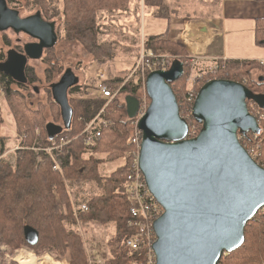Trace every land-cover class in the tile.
<instances>
[{"label": "trees", "instance_id": "1", "mask_svg": "<svg viewBox=\"0 0 264 264\" xmlns=\"http://www.w3.org/2000/svg\"><path fill=\"white\" fill-rule=\"evenodd\" d=\"M6 1L9 7L17 10L16 6L12 7L11 2L19 4V0ZM55 1L24 0V5L25 7L29 6V10L36 9L35 12H40L45 20L55 21V23L57 20L59 23L57 24L58 32L61 31L60 39H63L66 43L76 42L80 44L84 52L90 55L93 61L101 64L112 59L116 52L115 48L111 43L99 40V13L109 10L124 11L129 7L131 0ZM143 5L151 8L153 16L158 18L170 19L172 16H176L174 8H170L165 0H143ZM164 35L166 33L146 36L142 43L143 49L152 52L154 55H157L156 52H170V50L160 49L161 44L165 42L171 45L178 44L165 39ZM254 39L258 46L264 47V17L255 19ZM18 51H21V49H18ZM46 52L50 56L53 53L51 49L46 50ZM173 53L176 52L173 51ZM5 59L6 54L4 55L0 51V62L5 61ZM175 59L182 62L183 71L186 73L188 60L182 57H176ZM52 65V69L46 70V80L50 84L62 71L61 67L55 66V64ZM214 65L215 73L222 76L221 78L220 76L216 77L217 79L242 83L253 94L264 95V76L257 81L243 78L249 75L251 67L260 66L258 61L217 59ZM222 65H224V68H222ZM149 72H151L149 69L143 70L144 81L140 84L132 85L129 79L124 81V78L119 77L113 80L106 78L103 83L109 86L114 85L115 88L122 85L121 90L129 92V96L137 99L140 90L145 92V79ZM25 77L26 82L16 83L19 89L28 90L30 84L36 83L37 78L34 72L27 65ZM0 83L2 84L1 92L4 94L7 109L13 118L15 131L18 136L24 135L19 147L12 153V162L3 160V158L0 159V245H5L9 249L26 245L38 253L51 251L58 256L67 254L69 264H89L81 236L76 230L68 228L66 225L76 224L77 220L79 222L89 221L105 226L110 224L113 226L112 240L108 242L110 252L113 255L106 260L105 264H130L132 260H139L138 253H129L122 245L125 237L135 233V228L128 224L130 200L125 191L129 161L128 153L132 147L129 142L131 134L130 121L126 119L125 105H119L116 98L109 102L101 115L109 119L110 123L101 127L100 137L93 145H86L80 133L85 124L100 112L107 100L101 97L96 85L92 88L98 94L88 96L86 92L81 90L82 84L78 82L68 91L70 95L68 98L69 104L73 109L70 127L64 128L56 137L49 139L46 125L48 123L59 125L56 122L59 117L61 120L60 109L54 103L53 98L48 107L45 108L38 104V108L33 109L26 102L28 96H32L31 93L24 95L20 90L12 89L11 85L14 81L1 72ZM50 84V92L47 91L48 93H51ZM170 85L173 89L176 87L174 83ZM34 88L36 87H32L33 92H35ZM77 93L81 94L79 98L75 97ZM174 93L180 109L183 103L182 100L186 97V90L179 88ZM178 95L184 98L180 100ZM249 102H253L260 108L256 102L250 100L247 101V105ZM48 110L53 117L51 121H47ZM2 123L3 117L0 109V128ZM35 126L40 128L36 138L34 134ZM189 132L188 130L187 137H193L189 135ZM60 137L68 140L58 152H54L55 158L59 161L57 163L60 170H62V175L60 170L53 168L55 160L42 150L54 140H59ZM34 139H36L34 147L39 148L38 152L32 149ZM6 147V138L0 134V155L6 150ZM99 154L105 155L108 161L124 158L126 163L104 176L100 172L99 164L103 162V158H98L97 155ZM261 157L264 160V149L261 152ZM67 181L76 184L82 182L93 183L96 187L95 194L87 197L85 201L87 211H80L77 218L74 217L75 215L72 212L66 190ZM256 214L258 215V212ZM247 226L250 227V230ZM26 228H33L37 232L35 243L30 244L25 240L24 231ZM249 240L254 253L264 254V223L259 222L257 225L255 223L254 226L245 225L244 242L239 248L243 249ZM118 241L123 252L117 251L116 243ZM239 248L235 251H238ZM234 252L223 253L224 255H221L217 263L219 264L221 260L230 258V255ZM1 254L2 251H0V257ZM139 264L143 263L139 260Z\"/></svg>", "mask_w": 264, "mask_h": 264}, {"label": "water", "instance_id": "2", "mask_svg": "<svg viewBox=\"0 0 264 264\" xmlns=\"http://www.w3.org/2000/svg\"><path fill=\"white\" fill-rule=\"evenodd\" d=\"M24 33L32 41L23 51L8 50L0 72L15 83L26 82L28 60L41 59L58 40L55 21L40 12L20 16L0 0V31ZM183 64L173 60L166 70H153L145 79L149 105L138 121L142 133L138 167L149 191L164 209L153 222L155 264H217L221 255L239 248L244 228L264 207V167L247 153L238 135L258 133L247 101L264 110V95L253 94L244 84L211 79L199 89L192 117L201 125L196 136L187 137L189 125L180 116L171 83L183 75ZM78 83L71 68L50 84L62 124L48 123L49 139L69 128L73 109L68 90ZM38 92L37 88H34ZM127 117L136 115L139 102L125 97ZM35 243L37 232L24 231Z\"/></svg>", "mask_w": 264, "mask_h": 264}, {"label": "rangeland", "instance_id": "3", "mask_svg": "<svg viewBox=\"0 0 264 264\" xmlns=\"http://www.w3.org/2000/svg\"><path fill=\"white\" fill-rule=\"evenodd\" d=\"M19 1H20L19 4H15L11 2V5L12 7L16 6L20 16L25 17L35 13L36 9L29 10V6L25 7L24 0H19ZM56 1L59 2V0ZM140 1L143 3V0ZM176 1L178 3L188 4L189 7H186V9H189L188 13H190L192 9L198 7L199 3L210 4L211 2L214 3V1L216 0H176ZM165 2H167V0H165ZM168 2L174 4L175 0H169ZM137 4L139 3L137 2L136 5ZM169 7L173 8L172 6ZM204 7H205L204 12H206L207 6L204 5ZM147 8L148 7H144L143 9L142 13L144 15H146L148 12ZM140 12L141 10L138 13ZM129 14L130 13L129 11H127V9L124 10L121 14L117 13L116 10L115 11L109 10V11L101 12V15L99 16V23H100L99 40L101 42H107L109 44L111 43L112 46L115 48L116 52L112 59L107 60L104 63L98 64L96 61L92 60V57L90 55L84 52V49L80 44L76 42L66 43L63 39H60L61 31H59L58 40L54 45V47L51 48L53 52L51 56L45 50L42 54L41 59L28 60L27 67L32 68L37 78L36 83H34L33 85L30 84L28 86L29 87L28 90L19 89L17 87L18 83L16 84L15 82L11 85V88L12 89L14 88L15 90H20L24 95L31 93L32 96H28L26 102L33 109L38 108V104L44 106L45 108L48 107V105L51 104L52 97H51V93H48L50 92L49 91L50 83L47 82L46 80V70L52 69L53 68L52 64H55V66L62 68L61 73L53 79V82L58 80L59 76L66 68H71L74 74L78 76L79 84H82L81 90L86 92L88 96H92L93 94H98L99 92V91L95 92V90L92 88L98 83L97 80L98 78L96 77L98 70H103L105 72L106 78L110 80L119 77L122 79L124 78L126 81L127 79H129L132 85L142 83L144 81V78L142 76L143 70L136 68V62L139 61V55L142 54V43L146 35L142 36L143 32L141 31L142 14L138 17H136L135 15V22L133 21V23L130 22L129 19H127L129 17ZM175 14L177 16L178 12H176ZM184 14L186 15V13ZM57 24L59 23L56 20V26ZM57 31H58V27H57ZM164 38L167 40L169 39L167 34L164 35ZM30 41H32V39L29 36L25 35L24 33H15L10 29L5 31H0V51L4 53V55L8 52V50L11 49L15 51L21 49V51L18 52H22L23 45ZM174 43H177L179 46L168 44V42L162 43L160 46V49L170 50V52H165V51L164 52L162 51V53L156 52L158 56L168 57L171 61H173L176 57H180V58L182 57L183 59L188 60L186 65V73L184 71L183 77L173 82L175 84L174 86H176L174 87V89L172 88L173 91H175L176 89L179 90V88L180 89L183 88L184 91L186 90V95L190 90L193 93L197 94L199 89L205 82L211 79H216V77L218 78V76H220L219 73H215L214 71L215 60L212 61L211 59L200 58L199 56H198L199 58L195 57L191 54L190 49L183 42L174 41ZM173 51L176 53H173ZM248 63L249 62H247V64ZM263 67L264 65L263 66L255 65L251 67L252 69L249 75L243 78L257 81L260 77L264 76ZM221 77L222 76H220V78ZM33 86L37 88L38 90L37 93L33 92L32 90ZM110 86L114 87V85H110ZM1 87L2 84L0 83V89ZM128 94L129 92L121 90V93L116 97L119 105L122 106L124 105L125 97ZM79 95L81 94L77 93V96L75 97L79 98ZM3 96L4 94L1 92L0 104L4 102ZM69 97L70 95L68 93V98ZM178 98L182 100V98L184 97L178 95ZM137 99L139 100V102H141L143 106L147 107L149 105V99L146 93L143 92V90H140L138 92ZM110 101L111 100L105 101L101 109H104L109 104ZM182 102L183 103L180 106V110L183 114V117L185 118V120L189 125V131H190L189 135L196 136L200 131L201 125L193 119L190 112L188 111L189 105L187 104L186 97L184 98V100H182ZM48 112H47V121H51L53 117L51 116V112L49 110ZM4 114L8 118H10L9 119L10 123L13 124L11 120V115L9 114L7 108ZM56 123H58L59 125L62 124L60 117ZM262 126H263L262 128L263 131L261 133V139L263 141H260L259 138L258 140L253 141V138H250L249 146L256 151L257 159L255 161L259 165L264 167L263 166L264 160L261 157V152L264 149V123L262 124ZM130 128H131L130 132H132L131 123H130ZM39 132H40V128L38 126H35L34 127L35 138L38 136ZM253 134L255 133H248V135H253ZM23 138L24 135H22V139ZM33 141L34 143L32 149L35 152H38L39 148L34 147V145H36L35 144L36 139H34ZM13 144L14 143H12L11 146L15 145ZM13 149L14 150L17 149V146ZM14 150H10L6 155L1 154L0 159L3 158V160L12 162V153ZM133 150L134 148L131 147L130 151L132 152ZM55 151L57 150H54V152ZM54 152H51L50 154L46 152V154H48L53 160H55L56 163L57 162L59 163V161L55 158ZM97 157L103 158L104 163L102 162L103 164L101 163L99 164V166H100V172L104 176L108 175L118 166L123 165L125 162L124 158L121 159L118 158L114 161H108L106 159V156L102 154L97 155ZM38 160H40V158H38ZM129 161H131V158L129 159ZM60 174L62 175V170H60ZM66 184H67L66 190L69 196V201L71 203L72 209L77 208L78 205H80L81 203L87 200V197L93 196L95 194L96 187L93 183L82 182L76 184L67 181ZM78 213L79 212H77V214L74 217L77 218ZM259 222L264 223V207L258 210V215L256 216V218L253 217L246 224L250 226H254L255 223L257 225L259 224ZM66 225L68 228L76 230L77 233L81 236L84 250L88 256L89 264H105L106 260L113 255L110 252V247L108 245V242L112 240V234L114 232L113 226L111 224L105 226L95 222H89V221L79 222L77 220L76 224L73 225L66 224ZM248 230H250V227H248ZM250 243L251 241L249 240V242L248 241L246 242V245L244 246L243 249L239 248L238 251L235 250H234L235 252L232 251L234 253L230 255V258L221 260L219 264H264V254L254 253L253 247L250 246ZM116 245H117V251L123 252V250L120 247L119 241L116 243ZM0 251H2L0 257V264H22L20 260V256L22 257V255H34L37 258L47 257L52 264L53 263L69 264V258L67 254L63 256H58L51 251H42L38 253L26 245H20L13 249H9L5 245H0ZM250 255L252 256L251 258L253 259L250 258Z\"/></svg>", "mask_w": 264, "mask_h": 264}, {"label": "crops", "instance_id": "4", "mask_svg": "<svg viewBox=\"0 0 264 264\" xmlns=\"http://www.w3.org/2000/svg\"><path fill=\"white\" fill-rule=\"evenodd\" d=\"M137 2L139 4L136 5ZM142 4L140 0H131L127 8L130 13L127 19L132 23L135 22V15L138 17L142 14V36L166 33L171 41L183 42L193 56L212 61L264 60V47L258 46L254 39L255 19L264 17V0H216L210 4L199 3L190 13L189 9H186L188 4L175 0L174 4L167 3L174 8V12H178L177 16L170 19L153 16L151 8H147L148 12L144 15ZM204 5L207 6L206 12ZM116 12L121 14L123 11ZM99 14L101 15V12ZM3 100L0 104L3 117L0 134L6 138L7 147L2 153L6 155L10 150H14L21 140L15 131L13 118L11 117L12 124L10 118L4 114L7 105L5 99ZM12 143L15 145L11 146Z\"/></svg>", "mask_w": 264, "mask_h": 264}, {"label": "built area", "instance_id": "5", "mask_svg": "<svg viewBox=\"0 0 264 264\" xmlns=\"http://www.w3.org/2000/svg\"><path fill=\"white\" fill-rule=\"evenodd\" d=\"M171 60L165 56L154 55L152 52L143 49L142 54L139 55V61L136 62V68L141 70L149 69L153 70H166L171 65ZM260 65H264V60L258 61ZM135 68V69H136ZM224 68V65H222ZM143 76V72H142ZM97 90L101 94L102 98L106 100L115 99L120 93L122 85H119L117 88L106 85L103 81L106 79L105 72L103 70H98L97 76ZM126 81V80H124ZM1 94V89H0ZM195 93L191 90L186 95L187 104L189 105V112L192 116V107L196 98ZM138 100V99H137ZM139 102V100H138ZM248 111L252 114L260 127L258 133L253 135H238V139L242 146L245 148L247 153L253 158L257 159V154L254 149L249 146L250 138H253V141L261 139V133L263 131L262 124L264 123V110L259 108L253 102H249L247 105ZM147 107L143 106L139 102L137 113L134 117L128 118L132 125V132L129 137V142L134 148V150L128 153L129 159L127 166V174L125 179V191L130 200V218L128 224L135 228V233L128 237H125L122 241L123 248L129 253H138L139 260L143 264H155V255L152 250V244L156 240V236L153 230V222L158 217H160L164 209L149 191L146 186L144 177L138 167V156L140 151V144L142 140L141 130L138 128V121L144 115ZM104 112V109H101L100 112L95 115L89 122H87L81 131L80 135L82 140L86 145H93L100 137V129L103 126H106L110 123V120L101 115ZM180 116L182 118L183 114L179 109ZM185 119V118H184ZM56 137V136H55ZM22 140V136H20ZM252 141V140H251ZM68 140L64 137H60L59 140H54L48 147L43 148L42 150L48 154L54 152V150L59 151L63 145H65ZM19 145H17V148ZM54 169L60 170L58 163L54 161ZM126 162H124L125 164ZM87 205L85 202L73 208V214L76 215L77 212L87 211ZM139 260H132L130 264H139Z\"/></svg>", "mask_w": 264, "mask_h": 264}, {"label": "bare ground", "instance_id": "6", "mask_svg": "<svg viewBox=\"0 0 264 264\" xmlns=\"http://www.w3.org/2000/svg\"><path fill=\"white\" fill-rule=\"evenodd\" d=\"M20 260L22 264H50L51 263L47 257L37 258L34 255H22V257L20 256ZM53 264H59V263H53Z\"/></svg>", "mask_w": 264, "mask_h": 264}, {"label": "flooded vegetation", "instance_id": "7", "mask_svg": "<svg viewBox=\"0 0 264 264\" xmlns=\"http://www.w3.org/2000/svg\"><path fill=\"white\" fill-rule=\"evenodd\" d=\"M78 77V76H77ZM79 79V78H78ZM78 82H79V80H78ZM124 105L126 106V103L124 102Z\"/></svg>", "mask_w": 264, "mask_h": 264}]
</instances>
